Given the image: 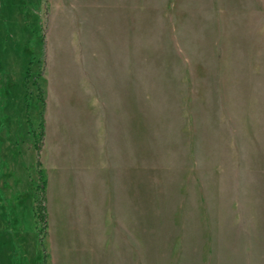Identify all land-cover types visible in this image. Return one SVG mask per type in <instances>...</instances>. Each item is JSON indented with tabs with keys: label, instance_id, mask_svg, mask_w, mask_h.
<instances>
[{
	"label": "rangeland",
	"instance_id": "374dc122",
	"mask_svg": "<svg viewBox=\"0 0 264 264\" xmlns=\"http://www.w3.org/2000/svg\"><path fill=\"white\" fill-rule=\"evenodd\" d=\"M100 110L138 181L134 264H264V0H0V264H70L47 158L66 124L87 158ZM83 218L73 264H113Z\"/></svg>",
	"mask_w": 264,
	"mask_h": 264
},
{
	"label": "crops",
	"instance_id": "0c3cea01",
	"mask_svg": "<svg viewBox=\"0 0 264 264\" xmlns=\"http://www.w3.org/2000/svg\"><path fill=\"white\" fill-rule=\"evenodd\" d=\"M103 112L96 111V120L89 137V152L84 157L83 149H72L71 125L66 124L68 136H61L62 148L54 152L53 158H47V211L51 231L55 225V213L59 212L62 227L68 228L69 237L63 239L61 249L68 246L67 262L73 264L76 259H83L87 253L86 246L76 239V234L83 232L84 213L93 219L101 235L104 246L105 232L110 241L113 264H134V254L125 253L124 207L130 200L133 225L139 222V186L136 181L129 191L128 167L123 163L122 141L114 149L111 130L107 129ZM67 121V120H65ZM89 126V131H90ZM70 131V133H69ZM118 140V139H117ZM70 142V143H69ZM118 144V142H117ZM82 149V150H81ZM42 161L43 158H42ZM88 194L89 202L85 200ZM79 221H78V220ZM89 220V217H88ZM87 220V221H88ZM77 221V222H76ZM79 228L73 230V226ZM73 230V231H72ZM77 232V233H76ZM79 236V235H78ZM97 260V256L95 261Z\"/></svg>",
	"mask_w": 264,
	"mask_h": 264
},
{
	"label": "trees",
	"instance_id": "16d2710c",
	"mask_svg": "<svg viewBox=\"0 0 264 264\" xmlns=\"http://www.w3.org/2000/svg\"><path fill=\"white\" fill-rule=\"evenodd\" d=\"M35 84L37 86V89L39 91L38 93V100L39 101H43L42 100V95H41V88L38 86L37 81H35ZM43 126H44V121L42 119V117L39 120V124H38V138L36 139V146L35 149L37 151V162L36 165L37 167H39L41 165V162L38 158V154L40 151V144H41V140L43 138ZM39 174V182L38 185L35 187L36 192H38L39 197L37 199H35V208H36V213L35 216L39 219V221L42 223L43 228L45 229L47 226L46 223V214H45V205H44V201H45V185H46V178L45 175L43 174L42 171H38ZM41 243V242H40ZM42 245V243H41ZM43 262L42 264H46V260H45V252H43Z\"/></svg>",
	"mask_w": 264,
	"mask_h": 264
}]
</instances>
